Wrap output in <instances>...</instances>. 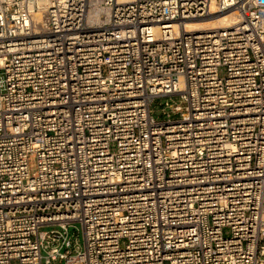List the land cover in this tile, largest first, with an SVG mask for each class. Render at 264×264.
Wrapping results in <instances>:
<instances>
[{
  "label": "built area",
  "instance_id": "obj_1",
  "mask_svg": "<svg viewBox=\"0 0 264 264\" xmlns=\"http://www.w3.org/2000/svg\"><path fill=\"white\" fill-rule=\"evenodd\" d=\"M0 264H264V0H0Z\"/></svg>",
  "mask_w": 264,
  "mask_h": 264
},
{
  "label": "bare ground",
  "instance_id": "obj_2",
  "mask_svg": "<svg viewBox=\"0 0 264 264\" xmlns=\"http://www.w3.org/2000/svg\"><path fill=\"white\" fill-rule=\"evenodd\" d=\"M235 19L236 17L233 13L226 12L223 14L211 15L206 18L189 20L187 21L186 27L188 30H197V31L212 30L216 28L229 26L233 22H235Z\"/></svg>",
  "mask_w": 264,
  "mask_h": 264
},
{
  "label": "rangeland",
  "instance_id": "obj_3",
  "mask_svg": "<svg viewBox=\"0 0 264 264\" xmlns=\"http://www.w3.org/2000/svg\"><path fill=\"white\" fill-rule=\"evenodd\" d=\"M166 99H163V101H160L157 103L155 109H156V112H155V115L158 116V117H162V112H161V109L163 108V104H164V101ZM77 226L80 228L79 224H77ZM75 228H70V230L73 232ZM80 242L83 243V238H82V235H80Z\"/></svg>",
  "mask_w": 264,
  "mask_h": 264
}]
</instances>
